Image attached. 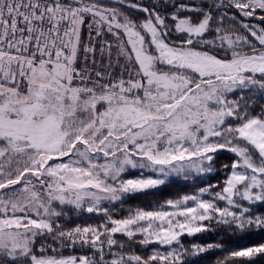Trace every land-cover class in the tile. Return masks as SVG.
I'll use <instances>...</instances> for the list:
<instances>
[{
	"label": "snow or ice",
	"instance_id": "1",
	"mask_svg": "<svg viewBox=\"0 0 264 264\" xmlns=\"http://www.w3.org/2000/svg\"><path fill=\"white\" fill-rule=\"evenodd\" d=\"M257 98L264 0H0V264H196L225 248L185 235L264 232ZM222 151L223 181L116 211ZM85 213L102 222L60 224ZM261 262L264 243L217 264Z\"/></svg>",
	"mask_w": 264,
	"mask_h": 264
},
{
	"label": "trees",
	"instance_id": "2",
	"mask_svg": "<svg viewBox=\"0 0 264 264\" xmlns=\"http://www.w3.org/2000/svg\"><path fill=\"white\" fill-rule=\"evenodd\" d=\"M264 105V100H260L259 98L256 99L254 103V110L256 112L260 111V107ZM234 155L227 152L222 151L218 153L216 158V172L211 175L204 176L202 178V183L197 182L195 185L189 184L185 186L182 182H173L172 184L167 185L160 191H152L147 193H140L136 194L134 197L129 198L126 202L118 207L116 211L118 212L119 216L127 215V210L129 208L135 209L137 207L141 208H152L162 204L167 199H174L178 196L184 194H192L193 192L198 191V188L201 186H207L208 184H214L217 181H223L225 178V173L220 171L222 165L230 164L234 159ZM139 175L138 172H131L130 176ZM204 198H207L205 196ZM82 216V215H81ZM102 222L101 217H97L95 215L86 214L82 216V218H77L76 215L70 214L69 219H61L60 224L65 226L66 228L75 227L76 225L86 226L88 224L97 225ZM118 239H123V237H118ZM220 242L225 248V251H211L205 253L201 256L196 257V264H217V261L222 260L228 253L233 250H238L248 246H254L259 243H264V232H249L246 233L244 236H232L229 235L227 231H214V232H206L197 235L194 238L188 237L187 235L181 238V243L185 247H189L193 243H200V244H208ZM137 251H139L138 246ZM159 250L164 252L168 251L169 249L167 246H158ZM151 251V248L148 249L147 252H140L141 255H147ZM80 254V252H72L65 250L63 255L68 254ZM264 264V262H261Z\"/></svg>",
	"mask_w": 264,
	"mask_h": 264
},
{
	"label": "rangeland",
	"instance_id": "3",
	"mask_svg": "<svg viewBox=\"0 0 264 264\" xmlns=\"http://www.w3.org/2000/svg\"><path fill=\"white\" fill-rule=\"evenodd\" d=\"M81 215L84 216L85 214H81ZM80 254H83V253H80ZM68 255H72V254L69 253ZM65 256H67V255H65Z\"/></svg>",
	"mask_w": 264,
	"mask_h": 264
}]
</instances>
